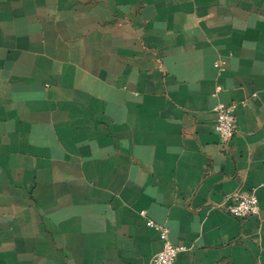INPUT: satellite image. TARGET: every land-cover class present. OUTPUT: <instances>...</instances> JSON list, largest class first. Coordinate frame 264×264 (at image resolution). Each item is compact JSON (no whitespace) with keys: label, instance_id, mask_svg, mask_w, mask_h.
I'll use <instances>...</instances> for the list:
<instances>
[{"label":"crops","instance_id":"1","mask_svg":"<svg viewBox=\"0 0 264 264\" xmlns=\"http://www.w3.org/2000/svg\"><path fill=\"white\" fill-rule=\"evenodd\" d=\"M148 220L174 264H264V0H0V264H149Z\"/></svg>","mask_w":264,"mask_h":264},{"label":"built area","instance_id":"2","mask_svg":"<svg viewBox=\"0 0 264 264\" xmlns=\"http://www.w3.org/2000/svg\"><path fill=\"white\" fill-rule=\"evenodd\" d=\"M221 68L219 67V71H221ZM220 91V87L217 86L215 94H218ZM235 107V104L224 105L217 103L212 108L215 116L213 130L224 144L230 142L236 133ZM222 209L228 216L239 221L258 217L260 211L257 198L253 192L234 193L229 198V201L222 206ZM140 214L144 216V212ZM147 225L156 231L162 242L161 250L151 258L149 264H174L177 255L185 251V248L183 246H174L169 242L166 227L157 225L151 220L147 221Z\"/></svg>","mask_w":264,"mask_h":264}]
</instances>
